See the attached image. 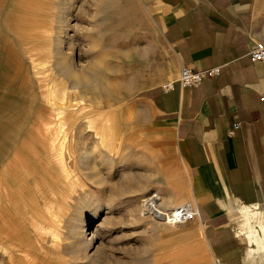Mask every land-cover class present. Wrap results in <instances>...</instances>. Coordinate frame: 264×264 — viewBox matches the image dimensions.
I'll list each match as a JSON object with an SVG mask.
<instances>
[{"label": "rangeland", "instance_id": "obj_1", "mask_svg": "<svg viewBox=\"0 0 264 264\" xmlns=\"http://www.w3.org/2000/svg\"><path fill=\"white\" fill-rule=\"evenodd\" d=\"M96 2L0 0V138L6 139L0 151V227L7 230L12 222L17 208L10 209L9 200L20 191L31 199L26 215L36 224L25 236L23 230L4 231L0 264H57L48 260V238L37 232L47 207L42 192L59 185L50 202L57 232L53 257L61 264H214L201 226L185 222L176 229L179 236L151 238L147 219L135 210L143 196L190 193L171 139L155 129L148 107L135 105L141 88L177 77V59L140 0ZM59 53L79 59L78 69L104 63L99 74L110 85L72 83L58 67ZM59 90L72 100L61 105L52 98ZM91 122L116 128L114 147H102ZM55 131L71 139L63 157L73 179L68 188L48 168L52 156L45 142ZM15 134L21 139L10 156L8 139ZM36 158L42 159L39 166ZM80 223L86 234L95 232L88 237L99 248L92 263L76 250Z\"/></svg>", "mask_w": 264, "mask_h": 264}, {"label": "crops", "instance_id": "obj_2", "mask_svg": "<svg viewBox=\"0 0 264 264\" xmlns=\"http://www.w3.org/2000/svg\"><path fill=\"white\" fill-rule=\"evenodd\" d=\"M140 1L178 74L182 66L221 67L193 87H181L176 70L171 89L139 90L135 105L148 107L187 174L189 196L164 191L197 208L199 217L188 222L201 226L214 264H261L244 257L236 221L241 206L264 209V61L249 55L264 42V0Z\"/></svg>", "mask_w": 264, "mask_h": 264}, {"label": "bare ground", "instance_id": "obj_3", "mask_svg": "<svg viewBox=\"0 0 264 264\" xmlns=\"http://www.w3.org/2000/svg\"><path fill=\"white\" fill-rule=\"evenodd\" d=\"M96 1L99 0H95V2ZM80 2L81 4H79V6L85 3L84 1ZM58 57L59 61L57 62V64L59 69L68 76L69 80L72 83L89 86L92 85L93 82H96L106 88L110 85L108 79L105 76L99 74L100 70L106 68L104 63L100 62L95 63L94 65L92 64L93 66L90 67L91 70L88 71L86 68L78 69L79 65H81L80 61L79 59H73L72 55L69 58H65L63 54L60 55L59 53ZM52 98H57L60 101L61 105H64L65 102H67L68 100H72L63 90L53 92ZM69 106L75 107L76 105L71 104ZM55 107L58 110L61 109L58 105H56ZM90 125L96 127V134L103 148L114 147L113 143H116L117 135H113V131L116 129L113 128V125L111 126V129H107L105 123L100 124L99 122H97V124H95V122H91ZM53 134V136H50L46 139V142L44 141L49 146V153L50 156H52V160H49L48 168L51 174L55 177V179L59 181L61 187L68 188L69 182L73 181V179L68 174L63 157L66 153L69 142H71V139L66 131L62 132L61 135L59 134V132L57 133L56 131ZM1 139L3 140L4 138H0V151L1 145L3 144ZM20 139L21 137L17 134L11 135L9 137L8 140L10 141V147L8 148V150H6L7 154H9L10 156H12V154L15 155L16 151L13 149V145L14 143H17ZM4 140L6 141V139ZM41 160L42 159L36 158L35 161L38 166L41 163ZM24 173L22 174L23 176ZM95 176H97L96 173ZM24 178H22L23 183L25 181ZM38 178L40 179V176H38ZM57 190H60V185L59 188L56 190L51 189L48 190V192H42V199L47 202V207L44 211V223L37 233L42 237L45 236V240L48 238V241L50 242V246L45 247L49 251L48 260L52 261V263L56 262L57 264H61V259L53 257L57 245V232L55 231L53 226V222L55 225L54 219L56 218V216L54 214V211L52 210L50 202V199L52 198V196H54L52 191L58 192ZM20 192L16 195V197H10L8 206H10V209L15 206L17 208V213L14 214L13 212L14 215L12 222L10 223L7 230H3L0 227V240L4 238L5 232L11 234L15 230H23V233H21L25 236V234H30L29 228L36 226V224L34 223V218L31 219L29 215H26V213H29V209L31 207V199H27L24 196L23 192ZM59 201H61V199H59ZM183 208L195 210L194 205L189 204L188 202H185L183 200L176 201L173 200V197L171 199L170 196L167 197L166 195L163 197H159L155 194L151 196H143L139 203L136 204L135 210L140 216H142L144 219H147L149 223V225L146 227V233L148 232L151 238L154 236H157L159 238L160 236L164 235L165 237L167 235L179 236L176 234V229L180 224L179 222L183 221L184 215L183 211H181ZM238 212L240 219L235 221L237 223L238 236L243 242L245 255L251 262L264 264V209L257 205L254 207L241 206L238 208ZM18 216H20V218ZM94 233L95 232L93 231L86 234L85 230H83V225L81 223L76 228L74 243L76 246V250L80 252V254L83 256L82 258L84 259V261H86V263H92L95 258V255L99 251V248H94L92 240H89L90 238H88ZM184 234L186 235V233ZM187 234L191 235L190 232H187ZM18 251H20L19 247H17V252ZM24 257L27 258L28 253H25ZM24 257L22 256L20 258L25 259Z\"/></svg>", "mask_w": 264, "mask_h": 264}, {"label": "built area", "instance_id": "obj_4", "mask_svg": "<svg viewBox=\"0 0 264 264\" xmlns=\"http://www.w3.org/2000/svg\"><path fill=\"white\" fill-rule=\"evenodd\" d=\"M250 58L252 61H264V42L258 41L255 45L250 49L249 52ZM221 72V67L216 66L204 70H193L190 67L182 66L180 68L178 74V82L181 87H193L198 85L204 77H213L219 75ZM172 87L171 81H168L163 84L164 90H169ZM261 105L264 107V95L259 97ZM239 123H235V127L238 126ZM183 221L179 222L185 223L190 220H193L198 217V210L195 207V210H191L189 208H183Z\"/></svg>", "mask_w": 264, "mask_h": 264}]
</instances>
